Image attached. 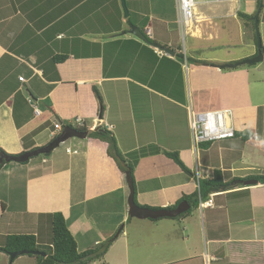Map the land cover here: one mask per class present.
Wrapping results in <instances>:
<instances>
[{"label":"crops","instance_id":"obj_1","mask_svg":"<svg viewBox=\"0 0 264 264\" xmlns=\"http://www.w3.org/2000/svg\"><path fill=\"white\" fill-rule=\"evenodd\" d=\"M249 1L254 8L245 11L243 0L198 4L199 22L190 36L223 43L232 54L219 60L201 56L195 48L189 54L172 49L174 35L181 34L178 12L174 19L164 12L156 15L148 4L131 10L139 17L133 25L140 28L148 19L145 34L155 43L150 45L130 34V19L124 18L119 0H0V150L19 157L47 147L55 139L56 122L66 127L81 119L89 132L86 139H70L40 161L3 166L0 248L13 235H34L48 246L51 216L61 213L80 253L123 229L106 264H128L130 246L135 262H144L138 258L142 253L145 261L165 262L161 264H206V255L210 264H264V184L246 180L264 174L261 70L218 68L259 53L251 21L240 13L255 22L261 0ZM263 7L264 0L261 29ZM167 50L175 54L162 55ZM94 88L104 101L103 116ZM189 108L200 113L204 108L231 110L237 133L249 130L258 142L245 145V137L238 135L195 146ZM102 128L114 134L119 150L134 164L135 194L143 208L176 209L184 197L199 192L200 180L216 171L230 185L197 207L188 202L191 212L181 220L131 218L127 175L108 155V144L90 138ZM167 153L177 154L192 175ZM181 253L185 256L177 258ZM0 264L37 260L26 255L11 262L0 251Z\"/></svg>","mask_w":264,"mask_h":264},{"label":"trees","instance_id":"obj_2","mask_svg":"<svg viewBox=\"0 0 264 264\" xmlns=\"http://www.w3.org/2000/svg\"><path fill=\"white\" fill-rule=\"evenodd\" d=\"M259 7V6H258ZM135 15V21H130L133 24H139L137 21L139 18L138 15ZM241 17H247L252 24V35L255 44H257V36H256V30H255V22H252V16H246L243 13H240ZM148 22V19L145 20V22L140 25V29L143 33H145V27L146 23ZM146 37H148L146 35ZM150 41V39L148 38ZM153 44H155L153 41H150ZM262 51L264 53V48L262 47ZM181 58H184L183 55ZM201 64H211L209 62L205 61H195ZM94 92L96 94V97L98 98V101L100 103V109L101 114L103 116L105 111V105L102 98V95L100 91L97 88H94ZM67 127V126H66ZM82 131H87V129H82ZM242 135L245 137V141L250 142L251 138V132L249 130L244 131L242 133H237L236 136ZM56 138V137H54ZM90 138L92 139H98L102 142H105L108 144V155L115 160L116 164L120 168V170L129 177L134 185V170L135 166L132 162H130L119 150L116 138L114 134L107 130V129H100L95 132L90 133ZM40 149L33 150L32 152L38 151ZM30 153V152H29ZM51 154L44 155L46 157H49ZM169 158L174 160L176 164H178L188 175H192L191 171L188 170V168L181 162L179 156L177 154H166ZM0 157H4L2 160H0V171L5 166L6 163L13 162V158H17L18 155H8L4 153L2 150H0ZM246 180H255L258 182V184H264V174L253 176L251 178H248ZM229 183L224 181L223 174L221 171H216L214 176L210 178L209 180H200L199 182V192H197L195 195L190 197H184L179 203H177L173 208H177L178 205L181 202L187 201L190 204H193L194 207H197L200 201H206L210 194L213 192H223L229 187ZM135 203L139 207L141 206L137 202L136 194H135ZM191 210H189L187 213L177 217L175 220H181L185 218L188 214H190ZM157 221V220H155ZM122 230H119V232L116 234V236L112 237L108 240L109 245L101 244L100 246L96 247L93 250L80 253L78 251V245L71 234L69 228L66 224V219L63 214L61 213H55L51 216V240L48 246H41L38 243V238L34 235H13L9 236L6 239V242L4 244V247L0 248L1 252H4L7 255H11L13 253H19V252H25L30 253L27 256L36 258L37 264H93L94 262H102L103 264H106L104 262V258L113 244V242L116 240L117 236H120L122 233ZM31 252H41L45 254V257L32 255ZM26 256V255H24ZM18 259V258H17ZM14 262V261H13Z\"/></svg>","mask_w":264,"mask_h":264},{"label":"water","instance_id":"obj_3","mask_svg":"<svg viewBox=\"0 0 264 264\" xmlns=\"http://www.w3.org/2000/svg\"><path fill=\"white\" fill-rule=\"evenodd\" d=\"M122 4V9L124 12V18L126 20H129L130 13L127 8L126 0H120ZM263 6V0H261L260 9L257 12L256 16L254 17L255 21V27H256V33H257V43H258V49L259 53L256 57L252 59H247L241 62L237 63H231L226 65H220L218 66L219 69H236L241 66H253L257 64L264 63V53L262 51V40L260 37V31H259V16L260 12L262 10ZM128 26L130 28V34L135 36L137 39L150 44L148 38L146 37V34L141 31V29L135 25H133L132 22L128 21ZM159 48L158 46H156ZM167 53H170L174 55L175 53L167 50ZM89 135L88 131H81L78 129H75L73 127H65L61 134H59L47 147H44L38 151L26 153L24 155H21L17 158H13L12 161L18 162V163H26L30 161L33 157L42 155V154H51L53 151L58 149L62 144H65L68 140L77 138V139H86ZM128 182L130 184V195L128 199V205H129V215L131 218H136L140 220H160V219H176L177 217L187 213L190 209V205L188 202L181 203L176 209L174 210H168V209H159V210H153L149 208H143L139 207L135 203V188L131 181V179L128 177ZM248 185H256V181H251L247 183ZM30 253L25 252H19V253H13L10 255L11 262L15 261L17 258L22 257L24 255H29ZM32 255L45 257L44 253L41 252H31Z\"/></svg>","mask_w":264,"mask_h":264},{"label":"rangeland","instance_id":"obj_4","mask_svg":"<svg viewBox=\"0 0 264 264\" xmlns=\"http://www.w3.org/2000/svg\"><path fill=\"white\" fill-rule=\"evenodd\" d=\"M204 1L208 2V1H213V0H196V2L198 4L202 3ZM126 4H127V8H128L129 13L131 12V10L137 9V6H140V8L142 6V8H143V4H148V6H151V8H152L151 11H153L156 15L161 14L162 12H164L170 18H172V17L174 19L177 18V0H126ZM120 5L122 7L121 1H120ZM252 7L254 8V6H252V3L249 0H243L242 11H245V8L250 9ZM263 11H264V7H263ZM263 11H262V14H263ZM122 13H123V16H124L123 9H122ZM134 14L135 13L131 12L130 13L131 17H129V19L135 21V15ZM259 31H260V37H261V40H262V45L264 46V25H262V29L259 27ZM191 32H194V29ZM191 32H189V34H187V35H182V33L179 36L178 35H174L173 41H172V47H173L172 49L174 51L176 49H180L182 51V53L185 52V54H186V52H187V54H189L190 51H191V48H195L196 51H201V56H204V57L218 56V58H220L219 60H223L225 57H230V55L232 54L230 50H227L228 48H223V43H218V42H214V43L210 42V43H208V42H206V40H198L197 38H194L193 36H190ZM256 36H257V33H256ZM166 46H169V45H166ZM200 46H206V47L209 46V47H207L209 49H205V50L202 51V50H199ZM238 51H241V49L238 48ZM254 66H259L260 70H261V72H259V76L262 79V84L260 86H262L261 90H262V99H263L264 98V63L253 65V67ZM247 67H251V66H247ZM255 80H253V81L257 82L259 79H255ZM253 88L255 89L254 90L255 92L261 91L260 89H258L259 86H254ZM209 111H213V110L212 109H207V108H204V109L201 110V112H209ZM259 113H261V116H262V124L259 127V131H260V134H261V138H263L262 135L264 133L262 134V128L264 130V107L259 109ZM256 132H257V130H256ZM250 141L251 142L244 140L245 145H255V143L253 144L252 142L253 141L256 142V143L258 142L257 137L254 136V135L250 138ZM235 145H243V144L237 142ZM62 147H65V146L62 145ZM68 152L70 153V150H68ZM44 155H47V154H42V155L33 157L32 159H34L33 161H40L44 157H46ZM259 155H260L261 160H262V154H259ZM180 226H181L180 230L182 229V231H183L184 224H182ZM175 231L178 232L179 230H175ZM175 231H172L171 235H173V233ZM118 232H119V230H118ZM114 236H116V235H114ZM117 239H118V236H117L116 240ZM173 239H174V236H173V238L171 240H173ZM104 245H106V246L109 245L108 241H106ZM130 247H129V251H128L129 257L127 258L128 264H134V263L135 264H161V263H165L163 261L159 262L158 260L155 261V262H153V261L152 262L151 261H145V260H147L146 256L143 259V256H141V255H143L142 253H138L139 254L138 258L139 259L142 258L141 260H144V262H142V261L135 262L134 259H133L134 258V246H132L131 248ZM179 247H181V246H179ZM184 256H185V254L181 253L177 258H179V257L183 258ZM163 258H166V259L170 260L171 256L170 257L165 256ZM25 259H29V258H25ZM104 262L106 263L105 258H104ZM17 263H19V262H17ZM188 264H193V263H191V262L189 263L188 262ZM195 264H198V263H195ZM221 264H228V263L225 261V262H222Z\"/></svg>","mask_w":264,"mask_h":264},{"label":"built area","instance_id":"obj_5","mask_svg":"<svg viewBox=\"0 0 264 264\" xmlns=\"http://www.w3.org/2000/svg\"><path fill=\"white\" fill-rule=\"evenodd\" d=\"M241 0H215L216 3H240ZM198 3L196 0H177L178 25L182 35L189 34L190 30L198 23L197 15ZM239 10H236V14ZM162 55L169 56V53L161 52ZM23 81V79H22ZM34 113L40 116L41 113L34 103H32ZM190 127L193 135L195 146L204 143H215L225 140H231L236 137L237 129L234 125V115L231 110H215L209 112H196L189 108ZM70 127L82 130L85 128V123L81 119H77ZM67 126V127H68ZM56 133L53 137H57L64 130V125L56 122L54 125ZM204 206V204H202ZM206 264H210V257L206 255Z\"/></svg>","mask_w":264,"mask_h":264},{"label":"bare ground","instance_id":"obj_6","mask_svg":"<svg viewBox=\"0 0 264 264\" xmlns=\"http://www.w3.org/2000/svg\"><path fill=\"white\" fill-rule=\"evenodd\" d=\"M195 32V31H194Z\"/></svg>","mask_w":264,"mask_h":264}]
</instances>
